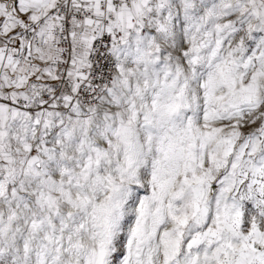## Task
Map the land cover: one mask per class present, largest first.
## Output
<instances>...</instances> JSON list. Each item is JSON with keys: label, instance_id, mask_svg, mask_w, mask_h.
<instances>
[{"label": "snow or ice", "instance_id": "6c2138e0", "mask_svg": "<svg viewBox=\"0 0 264 264\" xmlns=\"http://www.w3.org/2000/svg\"><path fill=\"white\" fill-rule=\"evenodd\" d=\"M0 264H264V0H0Z\"/></svg>", "mask_w": 264, "mask_h": 264}]
</instances>
